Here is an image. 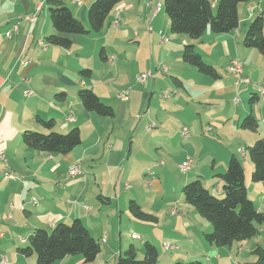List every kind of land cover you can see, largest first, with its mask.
<instances>
[{"label": "crops", "instance_id": "0c3cea01", "mask_svg": "<svg viewBox=\"0 0 264 264\" xmlns=\"http://www.w3.org/2000/svg\"><path fill=\"white\" fill-rule=\"evenodd\" d=\"M45 1L0 0V156H3L0 158V264H33L34 255L24 258L18 251L28 244L33 232L37 228L51 230L58 223L70 224L76 219L83 222L94 239L105 241L104 249L113 258V264L131 242L127 238L124 240V230L135 228L146 235L139 234L142 239L138 241L146 239L156 246L161 240L164 248L167 240L176 243L180 253L172 258L163 257L167 263L162 264H172L184 258L201 260L203 254L212 253L215 247L205 240V234L213 229L212 225L199 221L204 225L199 229L194 223L197 220L195 209L183 198H175L172 191L131 189L125 181V167L126 159L133 154L134 141L127 145L125 159L126 139L123 146H119L118 137L126 130L142 129L139 126L143 118L138 115L142 101L148 96L152 100L159 83L168 84L169 78L167 81L161 73L173 81L174 78L180 80V87L189 96L188 91L192 90L200 104L231 101L234 95L247 99L248 93L252 92L259 97L257 102L263 99L261 107L259 104L254 111L244 107L240 114L230 117L225 112L220 114L222 119L232 120V124L223 123L218 129L227 135V143L219 153H198L199 146L192 141L200 132L198 126L193 129L195 136L186 140L181 136L184 126L176 127V137L185 142L182 148L169 149L167 142H174L175 135L166 134L164 129L154 132L152 125L147 128L148 132L143 129L141 143L135 144V156L143 159L142 167L150 168V175H153V168L164 166L159 162L163 156L172 158L177 166L190 156L193 165L188 173H192L184 176V182L200 177L208 190L216 196H223V183L217 175L226 172L232 156L245 158L246 148L261 139L240 125L248 114L257 122L264 118V61L255 50L243 45L250 23L264 12V0H252L239 6L240 27L236 32L213 34L207 30L199 41L175 35L172 41L167 37L168 43H163L161 38L170 31L169 17L166 14L167 19L162 13L164 0H125L111 12L100 33L72 36L73 45L69 50L46 42V37L54 33V29ZM63 1L89 28L88 8L94 0ZM212 1L215 5L218 0ZM132 10L138 16L134 21L129 20ZM118 16H121V22L115 27ZM184 43L193 44L204 61L210 60L220 78L204 76L186 63L179 71L175 66L183 61ZM214 54L220 59L223 57L222 61H215ZM254 55L259 68L253 65L251 58ZM235 58L243 62L249 84L238 86L230 76L229 66ZM222 64L230 75L222 72ZM85 69L91 70V77L81 75ZM147 71L153 77L139 83L136 77ZM83 88L90 89L104 104L111 106L114 117H100L87 111L78 97ZM26 90L32 91L33 96L26 97ZM126 90H130L128 100L121 101L118 95ZM62 93L66 95L59 99L58 95ZM206 113L205 118L200 119L201 125L207 122L211 126V122H217L216 115L211 118ZM150 116L149 111L146 117ZM37 117L46 121L53 119L56 132L62 134L79 128L81 144L67 155L45 154L27 148L22 139L24 130L47 132L37 122ZM69 118L73 120L70 122ZM185 123L190 124L189 121ZM261 133L264 134L263 129ZM145 138H150L148 146L144 144ZM188 140L191 142L186 143ZM74 165L81 167L82 174L71 178L69 170ZM130 166L133 167V163H129ZM248 170L250 175L252 163L248 164ZM128 172L130 178V170ZM98 196L108 198L109 202H100ZM132 200L145 212L157 217L158 222L150 224L132 217L127 210ZM263 206L260 205L258 210ZM173 210L177 211L176 215L172 214ZM133 232L131 238L133 234L137 235ZM206 258L213 262L210 257ZM214 261L223 264L218 257ZM230 264H234L233 259Z\"/></svg>", "mask_w": 264, "mask_h": 264}, {"label": "trees", "instance_id": "16d2710c", "mask_svg": "<svg viewBox=\"0 0 264 264\" xmlns=\"http://www.w3.org/2000/svg\"><path fill=\"white\" fill-rule=\"evenodd\" d=\"M125 0H94L88 8L89 28L75 17L72 10L63 0H46L50 15V22L54 33L46 37L50 46L69 50L73 45L72 36H83L90 33H100L111 12ZM252 0H218L215 5L212 0H164V10L169 17L170 32L182 35L192 41H199L210 30L213 34H227L236 32L240 27L239 6ZM214 5V6H213ZM247 49L257 50L264 58V12L255 17L250 23L243 39ZM184 63L195 67L199 73L211 79H219L217 69L207 64L196 51L193 44L184 43L182 54ZM241 61V60H240ZM243 64V62H242ZM244 66V65H243ZM83 77H91V70L81 71ZM178 87L181 81L174 78ZM66 94L58 95L64 99ZM78 97L83 107L100 117L112 118L114 109L104 104L90 89L83 88ZM259 97L253 94V103ZM37 122L47 132L24 130L22 139L27 148L45 154L67 155L81 144L79 128H73L69 133L56 132L53 119ZM240 127L244 130L256 132L259 125L254 116L244 118ZM253 164L251 180L264 184V137L254 145L246 148ZM222 181L223 198H217L208 190L200 177L182 187V196L186 204L193 207L201 218L212 225V231L205 234L209 245L217 248L231 247L235 242H245L255 238L264 226V206L258 210L250 199L245 184V172L239 158L232 156L225 173L218 174ZM102 203L109 199L98 196ZM129 212L138 221L157 223V217L148 214L136 202L129 203ZM176 244V243H173ZM101 244L94 239L87 227L80 219L72 223H58L51 230L37 228L28 244L19 253L27 258L36 257V264H54L67 257L81 255L82 264L94 263L101 253ZM257 258L254 264H264V247L258 246L254 250ZM143 258L138 259V251L134 245L120 255L116 264H158L159 252L157 247L149 241L145 242ZM174 264H204L199 261L181 262Z\"/></svg>", "mask_w": 264, "mask_h": 264}, {"label": "rangeland", "instance_id": "374dc122", "mask_svg": "<svg viewBox=\"0 0 264 264\" xmlns=\"http://www.w3.org/2000/svg\"><path fill=\"white\" fill-rule=\"evenodd\" d=\"M123 4V3H122ZM162 13L165 14L166 18L168 19L165 10L162 9ZM138 16H135V11L132 10V14L131 17L129 18L130 21H134L136 20ZM244 29V28H243ZM149 30V29H148ZM167 33L166 38L168 37L169 39H171V41L173 40V35L170 31L169 32H165ZM256 54H258V56L260 55V58L262 61H264V58L261 54H259V52L257 50H255ZM214 59L215 61H222L223 57H221L222 59H220V57L218 55L214 54ZM256 55L252 56L253 58V65H256L255 68H259V62H257V58L255 57ZM248 61V60H247ZM207 64L210 65V60H206L205 61ZM257 62V64L255 63ZM212 63V62H211ZM224 63V62H223ZM163 66V65H162ZM181 66H186L185 63L180 60V62L178 63L177 66H175L179 71ZM165 67V66H164ZM220 68V66H219ZM221 70H223L222 72L226 75V70L223 67L220 68ZM164 70V68H163ZM220 70V71H221ZM257 71H259L258 69H256ZM166 72V71H164ZM151 73V72H150ZM148 71L143 73V74H150ZM143 74H139L143 75ZM229 74V73H228ZM245 74V73H244ZM230 75V74H229ZM137 76V77H138ZM161 76L163 78H165L168 81V84H163V83H159L158 84V90L157 92L154 93V95H152V100L150 98V96H148V98L144 99L142 101V110L140 111L139 118H143V120L141 121V125L139 127H141L142 129H133V130H129V131H125L123 132L119 137V146H123V142L124 139H126L125 142V150L126 153L124 154V158L126 159L127 153H128V147L127 145L129 144L130 141H134V147H133V154L131 155V157L126 159V167H125V172H126V178L125 181L128 183V185H130V188H138L140 190H151L153 192H156V189H161L167 191V192H171L173 193V196L175 198H179L182 197V187L185 186L188 182H184V176H187L191 173H181L179 168H177L179 165H181L183 162H185V160L180 163L177 166V162H175L174 160H172V158L170 157H166L163 156L162 158L159 159V162L163 163L164 166L160 167L158 165V168H153L151 171H153V175H150L148 173V171L150 170V168L148 167H142L143 164V159L139 156L138 158H136L135 154H136V146L135 144H140L142 139V134H143V129H146L149 127V125L154 126L155 128H153L154 132H157V130L159 129H164V131L166 132V134H171L172 136L175 135L174 137V142L172 143H168L167 145H169V149L171 148H182V146L185 144V142H183L181 139H179V137H176V127L181 128L182 126H184L183 128H190V134L191 137L195 136V133L193 131V129H195V127L198 126V128L200 129V132L197 133L195 138H192V141L194 140V142H196L195 144H197L198 147V153H204L206 151H216V153H219L223 150L224 145L227 143V135L221 134L220 131L218 130L220 127L223 126L224 124L230 125L232 124V120H230L229 122L225 119H222L220 114H223L224 112L227 113V115L230 117V115H236V114H240L242 111H244V107H247L249 109H252V111H254L253 109H256V107H261L262 105V101L257 102L254 101L253 103H251L250 99L253 96L252 92H249L247 95V99H243L241 96L239 95H234V97H232V100H228L226 99L225 101L222 102H209V105H206L204 103L200 104V100H197L194 93L192 92V90L188 91L190 93V96L185 92V90L181 87H178L176 85V83L173 81V79H171L170 77H167L166 75H163L161 73ZM232 76V75H230ZM229 76V77H230ZM136 77V78H137ZM121 80H123V77H121ZM147 81V80H146ZM210 82V81H208ZM214 91V90H213ZM130 92V90H129ZM150 101V102H149ZM149 109V110H148ZM223 110V111H222ZM150 114V117H146V115ZM206 112H209L208 114ZM222 112V113H221ZM205 113L207 114L208 117L213 118V115H216L217 118V122L216 123H212V125L210 126L209 124L206 123H202V125L200 124V119H204L205 118ZM250 115V114H248ZM246 115V116H248ZM226 116V117H228ZM245 116V117H246ZM135 117V115H134ZM244 117V118H245ZM244 118L242 119V121L244 120ZM178 121H177V120ZM186 121H189V123H185ZM211 121V120H209ZM227 121V122H226ZM241 121V123H242ZM150 122V123H149ZM258 125H259V129L256 132H251L252 134H254L255 136L258 134L261 138L264 137V134L261 133L262 129L264 130V118H262L261 121H258ZM182 128V129H183ZM72 130V129H71ZM71 130H69L68 132L64 133L67 134L69 133ZM182 131V130H181ZM148 132V131H147ZM204 141H202V139ZM150 138H145V146H148V140ZM191 142V140L186 141V143ZM171 147V148H170ZM165 153H167V151H164ZM244 155V154H243ZM175 159H181L182 157L180 156H173ZM240 162L243 165L244 168V172H245V176H246V186H247V190H248V194L250 199L253 201L254 206L259 209L260 205L264 204V184L263 183H254L251 180V174L249 175V170H248V164H251L249 155L247 153L246 157L243 158L242 156H238ZM194 160H196V162L198 161L196 158H194ZM129 163H133V167H129ZM202 164H200L201 166ZM210 165V164H209ZM219 166V163H218ZM162 168V169H161ZM160 169L162 170V173L160 172ZM128 170H130L131 173V177L129 178V172ZM252 173V170H251ZM72 178V177H71ZM184 183V184H183ZM151 185V186H150ZM129 190V189H127ZM215 195V193H214ZM216 196V195H215ZM217 198H223V196H216ZM146 201V200H144ZM175 202V200H174ZM127 210L129 211V206L127 207ZM194 210V209H192ZM175 211L176 215L177 211ZM194 214L196 216V221L194 222L196 224V226L199 229H203L204 225L200 224V222H203L204 224H206L207 222L204 221L201 217H199L198 213L194 210ZM194 221V219H193ZM127 224V223H126ZM125 224V226H126ZM153 224V223H150ZM208 224V223H207ZM118 225V223H117ZM163 225H166V223L163 221ZM202 227V228H201ZM260 230V233L253 239L249 240V241H245V242H235L234 245L232 247H222V248H216L213 247L212 253H208V254H203L201 260H197L199 262H202L204 264H216L215 263V259L216 257H218L219 259H221L223 264H230L231 259H233L234 264H254L256 262V256L254 254V250L258 247H264V226H257ZM134 231V232H133ZM137 233V235H144L146 237V235L144 234V232L140 229H130L126 232V230H124L123 233V237L124 240L127 238V240H131V242L127 245L128 249L130 247V245H134V247L137 248L138 251V259H142L143 258V252H144V245H145V240L143 241H138V239L133 240V234L132 238L130 236V233ZM119 230L117 227V232H116V236H117V244H118V238H119ZM129 235V236H128ZM111 241V240H110ZM168 242H166L168 245L172 246V245H176L173 244V242H171L170 240H167ZM111 243V242H109ZM100 244H101V248L103 250V252L100 253L98 259L92 263V264H113V258L111 257V255L109 253L106 252L105 248V241L100 240ZM165 244V248L166 245ZM156 247L158 249L160 258H159V263L158 264H162L163 263H167L166 260H164L163 257H168L170 256V258H172L173 255L175 254H179L180 253V249L177 251H173V252H167L164 250L163 247V243L161 242V240H158V242H156ZM125 249V250H126ZM125 250H123L121 255L125 254ZM216 250H220L216 251ZM166 255V256H165ZM206 257H210L213 262H208V258ZM26 258V257H24ZM66 259V260H65ZM63 262L58 261L54 264H81V262L83 261V258L81 255H76V256H70L65 258ZM167 259V258H166ZM183 262H189V261H196V260H192V259H186L184 258V260H182ZM181 261V262H182ZM61 262V263H60ZM176 263V261L172 264ZM33 264H36V257L35 259L33 258ZM116 264V263H114Z\"/></svg>", "mask_w": 264, "mask_h": 264}, {"label": "built area", "instance_id": "2783aa9c", "mask_svg": "<svg viewBox=\"0 0 264 264\" xmlns=\"http://www.w3.org/2000/svg\"><path fill=\"white\" fill-rule=\"evenodd\" d=\"M121 22V16H119V18L116 19L115 23L113 26L115 27H118L119 24ZM14 30L17 31L18 30V27L17 25L14 26ZM152 29L149 28V31H151ZM8 36H11V33H8L7 34ZM162 38V42L163 43H168L167 40H164L163 39V35L161 36ZM164 71H166V68L164 67ZM229 72L230 74L232 75V79L234 80L235 84L236 85H241V84H249L250 83V79L248 77L245 76V71H244V66L242 64V62L235 58L231 61L230 63V66H229ZM150 73V72H149ZM149 77H153V75L150 73L149 75L147 74H143V75H140L137 77V81L141 84L145 83L146 80L149 78ZM25 83H27V80L24 81ZM24 95L26 97H32L33 96V92L30 91V90H26L24 92ZM128 95H129V90H126L122 93H120L118 95V98L121 100V101H127L128 100ZM73 118H69L68 121H72ZM181 136L183 139H189L191 134L188 132V128H183L182 129V132H181ZM244 152V151H243ZM1 159H3V156H0ZM192 165H193V160L192 158L189 156L187 157V159L185 160V162H183L181 165H179L180 167V172L185 174V173H188L191 168H192ZM69 174L72 178H76L77 176H79L80 174H82V171H81V167L79 165H74L70 168L69 170ZM11 178H13V176H11ZM173 214H175V211H173ZM136 237H138V240H141L142 238L139 236V235H136ZM165 251L167 252H173V251H177L179 249H176V248H164Z\"/></svg>", "mask_w": 264, "mask_h": 264}, {"label": "bare ground", "instance_id": "6f19581e", "mask_svg": "<svg viewBox=\"0 0 264 264\" xmlns=\"http://www.w3.org/2000/svg\"><path fill=\"white\" fill-rule=\"evenodd\" d=\"M118 18H119V16H118ZM163 39L164 40H167L168 42H169V39L168 38H166V37H163ZM242 62V61H241ZM263 92V94H264V91H262ZM261 95V94H260ZM188 132L190 133V130L188 129ZM179 170H180V167H179ZM82 171V170H81ZM133 238L134 239H138V237H136L135 235H133ZM166 248H176V249H179V247L178 246H176V245H172V246H170V245H166Z\"/></svg>", "mask_w": 264, "mask_h": 264}]
</instances>
